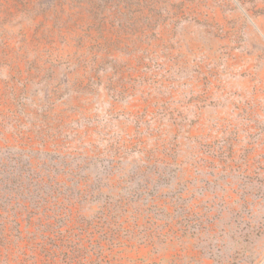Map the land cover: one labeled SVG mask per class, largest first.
Instances as JSON below:
<instances>
[{
    "label": "rangeland",
    "instance_id": "374dc122",
    "mask_svg": "<svg viewBox=\"0 0 264 264\" xmlns=\"http://www.w3.org/2000/svg\"><path fill=\"white\" fill-rule=\"evenodd\" d=\"M0 227V264H264V0H0Z\"/></svg>",
    "mask_w": 264,
    "mask_h": 264
},
{
    "label": "trees",
    "instance_id": "16d2710c",
    "mask_svg": "<svg viewBox=\"0 0 264 264\" xmlns=\"http://www.w3.org/2000/svg\"><path fill=\"white\" fill-rule=\"evenodd\" d=\"M12 179L16 180V185H15V186L8 185V186H10V188H8V190H7V192H9V193H12L13 188L18 187V180H19V178H18V177H13ZM2 190H5V188H3ZM115 196H116V195H114V196L111 197V201L108 203V205H107V207H106L107 209H109V208H113V207L116 205L115 200H117V199H116ZM113 198H114V199H113ZM103 202H105V201L103 200ZM4 209L7 211L6 208H4ZM2 227H3V226H2ZM3 228H4V227H3ZM3 228L0 227V234L3 233Z\"/></svg>",
    "mask_w": 264,
    "mask_h": 264
}]
</instances>
